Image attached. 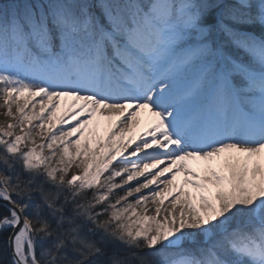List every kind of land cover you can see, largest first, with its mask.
I'll return each instance as SVG.
<instances>
[{"label":"snow or ice","instance_id":"snow-or-ice-1","mask_svg":"<svg viewBox=\"0 0 264 264\" xmlns=\"http://www.w3.org/2000/svg\"><path fill=\"white\" fill-rule=\"evenodd\" d=\"M0 116V264H264V0H0Z\"/></svg>","mask_w":264,"mask_h":264},{"label":"rangeland","instance_id":"rangeland-1","mask_svg":"<svg viewBox=\"0 0 264 264\" xmlns=\"http://www.w3.org/2000/svg\"><path fill=\"white\" fill-rule=\"evenodd\" d=\"M67 103H68L67 101H62L61 111H63V109L67 107ZM59 115H60V113L58 112L57 116H59ZM3 119L4 118L2 116H0V121H3ZM140 119H141V117H140ZM141 121H142V119H141ZM143 122L141 123L139 128L135 129L133 131V133H130L129 135H132V136L139 135L140 131L144 127ZM108 126H109V122L107 120L100 121L99 128H97L96 123L94 122L93 124L89 125V128L85 131V138H90L92 133H95L97 136H104L107 132ZM181 179H182V176H178L177 182H179Z\"/></svg>","mask_w":264,"mask_h":264},{"label":"bare ground","instance_id":"bare-ground-1","mask_svg":"<svg viewBox=\"0 0 264 264\" xmlns=\"http://www.w3.org/2000/svg\"><path fill=\"white\" fill-rule=\"evenodd\" d=\"M147 114L146 113H141V119H142V122L144 121H146L147 120Z\"/></svg>","mask_w":264,"mask_h":264}]
</instances>
